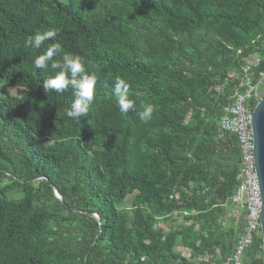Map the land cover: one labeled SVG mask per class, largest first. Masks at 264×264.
Segmentation results:
<instances>
[{"label":"trees","instance_id":"16d2710c","mask_svg":"<svg viewBox=\"0 0 264 264\" xmlns=\"http://www.w3.org/2000/svg\"><path fill=\"white\" fill-rule=\"evenodd\" d=\"M48 28L60 31L45 47L97 74L80 123L65 115L70 91L42 90L44 48L24 47ZM249 59L255 82L264 0H0V83L19 92L0 94V264H221L245 222L231 201L237 139L218 117ZM117 77L137 106L127 115ZM177 221L189 224L158 226ZM182 234L189 257L175 250ZM243 264H263L260 237Z\"/></svg>","mask_w":264,"mask_h":264},{"label":"built area","instance_id":"2783aa9c","mask_svg":"<svg viewBox=\"0 0 264 264\" xmlns=\"http://www.w3.org/2000/svg\"><path fill=\"white\" fill-rule=\"evenodd\" d=\"M253 65L252 59L246 61L242 68L244 75L238 78V82L234 85L232 94L229 96L230 102L224 105L218 117L219 128L235 135L237 139L239 149L237 185L231 196V201L236 208L244 210L245 222L243 231L231 253L221 264H243L246 250L251 247L255 238H261L262 202L255 171L251 122L253 109L260 98V85L264 81V72H260L257 80L253 82L251 79L253 73L250 71ZM174 214L178 213L174 212ZM183 214L187 215L186 212Z\"/></svg>","mask_w":264,"mask_h":264},{"label":"clouds","instance_id":"9594fccd","mask_svg":"<svg viewBox=\"0 0 264 264\" xmlns=\"http://www.w3.org/2000/svg\"><path fill=\"white\" fill-rule=\"evenodd\" d=\"M59 31L58 28H48L42 32H36L24 41V47L35 50L44 48L42 54L37 55L33 61L36 69L52 73L42 82V90L47 95L70 91L73 99L65 115L72 121L80 123L82 118L88 117L94 103L98 77L95 72L89 71L83 57L66 51L60 43H51L45 47L47 41L57 38ZM129 87V83L120 77H117L113 84V95L117 98V106L123 115L135 111L137 107L129 98ZM141 109L137 113L140 120L149 121L155 111L154 105L144 104Z\"/></svg>","mask_w":264,"mask_h":264},{"label":"water","instance_id":"95a60500","mask_svg":"<svg viewBox=\"0 0 264 264\" xmlns=\"http://www.w3.org/2000/svg\"><path fill=\"white\" fill-rule=\"evenodd\" d=\"M253 132V152L255 158V171L261 192V241L262 262L264 264V95L258 99L252 112L251 122ZM55 196L59 198L57 191ZM90 216L97 218L95 214Z\"/></svg>","mask_w":264,"mask_h":264},{"label":"rangeland","instance_id":"374dc122","mask_svg":"<svg viewBox=\"0 0 264 264\" xmlns=\"http://www.w3.org/2000/svg\"><path fill=\"white\" fill-rule=\"evenodd\" d=\"M218 91H221L219 88ZM0 94L1 95H5V94H10V95H19V92L14 89V88H10L8 87L6 84L0 83ZM264 95V90L260 91V97H262ZM189 119V116H185V122H187V120ZM177 200H179V196L177 195ZM131 205V201L130 200H126L123 203V208L122 209H129ZM233 214H238V211H233ZM189 222H182V221H177L172 223V222H159L160 227L166 229L168 227H173V228H179V226H188ZM196 230L200 231V232H206L205 227H203L202 225H196L195 227ZM175 250L177 252H179L182 256L184 257H189L190 254L192 253V251L190 250V248L188 246H186L183 242V234L182 235H178L177 236V240L175 243ZM215 258H219V254L218 252L215 254ZM214 264V263H213Z\"/></svg>","mask_w":264,"mask_h":264}]
</instances>
